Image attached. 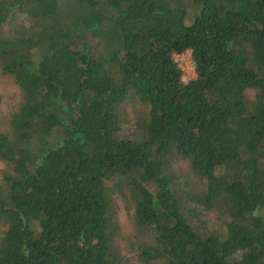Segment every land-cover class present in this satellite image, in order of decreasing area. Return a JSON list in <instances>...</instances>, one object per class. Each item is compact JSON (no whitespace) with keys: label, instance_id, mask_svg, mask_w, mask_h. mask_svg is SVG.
Instances as JSON below:
<instances>
[{"label":"trees","instance_id":"obj_1","mask_svg":"<svg viewBox=\"0 0 264 264\" xmlns=\"http://www.w3.org/2000/svg\"><path fill=\"white\" fill-rule=\"evenodd\" d=\"M0 73L19 90L0 264H264V0H0ZM117 196L148 238L136 263Z\"/></svg>","mask_w":264,"mask_h":264},{"label":"rangeland","instance_id":"obj_2","mask_svg":"<svg viewBox=\"0 0 264 264\" xmlns=\"http://www.w3.org/2000/svg\"><path fill=\"white\" fill-rule=\"evenodd\" d=\"M25 23V18L18 13L10 20L2 29V34L8 31L15 30L18 26ZM173 60L181 71V80L183 83L194 78L193 65L190 59V53L185 52L181 55H174ZM19 105V90L13 83L11 77L0 73V132H7L9 128V120L11 115L16 111ZM121 118L124 120L121 125L120 135L123 137H130L133 124L137 117L144 114L143 108L136 99L127 100L123 103ZM174 171H185L183 163H173ZM8 167L0 161V177L7 172ZM183 173V172H182ZM116 206V223L118 226V234L116 237V245L119 248L121 255L131 263H136L142 245L148 242L146 236H142L136 230L132 222V211L124 200L117 196L114 199ZM259 215L264 217V208L259 211ZM206 226L212 229L219 227V222L215 218L214 213H206L203 216ZM152 264V263H151ZM157 264V263H154Z\"/></svg>","mask_w":264,"mask_h":264}]
</instances>
